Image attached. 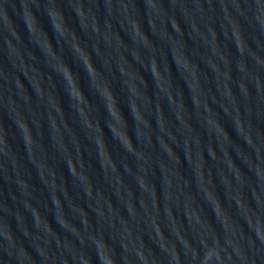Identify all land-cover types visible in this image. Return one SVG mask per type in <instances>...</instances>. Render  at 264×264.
I'll return each mask as SVG.
<instances>
[{
	"label": "water",
	"instance_id": "1",
	"mask_svg": "<svg viewBox=\"0 0 264 264\" xmlns=\"http://www.w3.org/2000/svg\"><path fill=\"white\" fill-rule=\"evenodd\" d=\"M0 264H264V0H0Z\"/></svg>",
	"mask_w": 264,
	"mask_h": 264
}]
</instances>
